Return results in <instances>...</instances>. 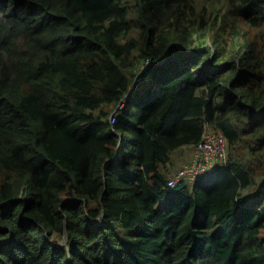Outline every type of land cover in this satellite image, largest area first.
I'll use <instances>...</instances> for the list:
<instances>
[{"label":"trees","instance_id":"obj_1","mask_svg":"<svg viewBox=\"0 0 264 264\" xmlns=\"http://www.w3.org/2000/svg\"><path fill=\"white\" fill-rule=\"evenodd\" d=\"M0 264H264V0H0Z\"/></svg>","mask_w":264,"mask_h":264},{"label":"built area","instance_id":"obj_2","mask_svg":"<svg viewBox=\"0 0 264 264\" xmlns=\"http://www.w3.org/2000/svg\"><path fill=\"white\" fill-rule=\"evenodd\" d=\"M122 108V105H119ZM114 119V116L112 117ZM116 119V118H115ZM228 157V139L223 130L214 128L208 122L200 140L193 145L190 162L178 168L168 179V187L173 189L182 181L192 184L195 180L218 165Z\"/></svg>","mask_w":264,"mask_h":264},{"label":"rangeland","instance_id":"obj_3","mask_svg":"<svg viewBox=\"0 0 264 264\" xmlns=\"http://www.w3.org/2000/svg\"><path fill=\"white\" fill-rule=\"evenodd\" d=\"M144 69V68H143ZM112 121L113 122H115L116 121V119H112ZM184 148H186L185 150H184ZM190 149H192L191 148V146H185V147H182L180 150H177V151H175V153H174V158H173V160H174V163L170 166V168L169 169H171V171H172V169L173 168H177V167H180L179 165L183 162V161H185L186 160V158H184V157H182V156H185L186 154H190ZM190 162V161H189ZM187 164V163H186ZM183 165V164H182ZM185 165V164H184ZM182 167V166H181ZM166 171H168V169H166Z\"/></svg>","mask_w":264,"mask_h":264},{"label":"water","instance_id":"obj_4","mask_svg":"<svg viewBox=\"0 0 264 264\" xmlns=\"http://www.w3.org/2000/svg\"><path fill=\"white\" fill-rule=\"evenodd\" d=\"M149 64H150V63H149ZM140 73H141V72H140ZM140 73H139L138 76L136 77V80H137V78L139 77ZM133 89H134V86L132 87L130 93L132 92ZM123 102H124V100H122V101L120 102V104H123ZM120 104H119V105H120ZM186 185H187L186 181H182L181 183H179V184L174 188V191H178V190L184 188ZM67 240H68V235L66 234V236H65V238H64V240H63V242H62V244H66V243H67Z\"/></svg>","mask_w":264,"mask_h":264},{"label":"crops","instance_id":"obj_5","mask_svg":"<svg viewBox=\"0 0 264 264\" xmlns=\"http://www.w3.org/2000/svg\"><path fill=\"white\" fill-rule=\"evenodd\" d=\"M191 148L192 149H190V154H186L185 156H182V157H184V158H186V160L185 161H183L179 166L181 167V166H183L184 164H186V163H188L190 160H191V158H192V153H193V146H191ZM181 149V148H180ZM179 149V150H180ZM186 148H184V150H185ZM183 164V165H182ZM180 167H175V168H173L172 169V172L174 173L178 168H180Z\"/></svg>","mask_w":264,"mask_h":264}]
</instances>
